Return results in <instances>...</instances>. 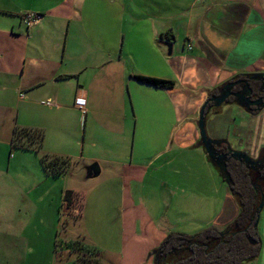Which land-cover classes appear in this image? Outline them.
<instances>
[{
    "label": "crops",
    "instance_id": "1",
    "mask_svg": "<svg viewBox=\"0 0 264 264\" xmlns=\"http://www.w3.org/2000/svg\"><path fill=\"white\" fill-rule=\"evenodd\" d=\"M27 12L42 19L28 28ZM252 73H264V0H0L6 141L20 127L41 130L42 151L62 157L72 145L82 155L84 141L127 145L109 161L105 181L61 189V198L65 190L80 198L82 240L99 251L100 264H153L168 235L222 231L236 218L223 174L199 144L197 118L209 96ZM251 115L242 151L263 159L264 108ZM88 166L84 180L95 178H85ZM260 213L259 252L246 264H264V203Z\"/></svg>",
    "mask_w": 264,
    "mask_h": 264
},
{
    "label": "rangeland",
    "instance_id": "2",
    "mask_svg": "<svg viewBox=\"0 0 264 264\" xmlns=\"http://www.w3.org/2000/svg\"><path fill=\"white\" fill-rule=\"evenodd\" d=\"M208 109L204 113L207 136L227 142L232 151L244 153L242 150L250 144L248 127L252 115L231 101L212 108L213 112ZM8 116L0 114V264H73L74 254L65 243L82 239L86 231L78 216L80 198L78 206L68 210L62 204L61 189L65 184L75 188L105 181L110 176L109 167H113L109 161L122 156L127 145L94 141L98 145L90 147L93 141H84L83 156H78L79 149L72 145L71 149H64L70 154L64 156L69 159L66 172L49 178L40 166L37 153L11 148L6 141V136L8 140L10 136ZM218 135L222 138H217ZM91 157L97 160L85 161ZM93 162L102 168V173L84 180L83 168ZM192 164L193 171L199 168L196 160ZM192 227L197 228L193 224Z\"/></svg>",
    "mask_w": 264,
    "mask_h": 264
},
{
    "label": "trees",
    "instance_id": "3",
    "mask_svg": "<svg viewBox=\"0 0 264 264\" xmlns=\"http://www.w3.org/2000/svg\"><path fill=\"white\" fill-rule=\"evenodd\" d=\"M134 78L156 88L173 86L172 81L144 76ZM236 79H244V75H239ZM247 82L252 88L253 96L258 98L264 95V81ZM230 101L233 102V99L229 98L226 102ZM210 107L212 106L208 104V108ZM42 142L41 130L14 127L10 147L39 154L40 166L46 175L62 176L67 170L69 159L42 151ZM224 164L222 177L238 206L236 218L222 231L210 228L194 235H168L155 251L153 264H246L258 255L260 239L255 223L261 202L260 192L264 193V170L247 169L243 163L233 159H227ZM78 201L74 192H63L62 204L68 210L77 207ZM65 246L74 254L73 264H100L99 251L85 244L82 239L68 241Z\"/></svg>",
    "mask_w": 264,
    "mask_h": 264
},
{
    "label": "water",
    "instance_id": "4",
    "mask_svg": "<svg viewBox=\"0 0 264 264\" xmlns=\"http://www.w3.org/2000/svg\"><path fill=\"white\" fill-rule=\"evenodd\" d=\"M166 47L167 54L171 52V44L168 42L164 43ZM247 80L262 82L264 81V73H252L245 74L244 79H238L235 81H230L224 84L220 89L217 95H211L207 98V100L201 105L198 118H197V130L199 134V144L203 147L207 157L210 159L212 163H214L221 173H224L225 164L227 157L229 159L236 160L237 162L243 163L247 169L256 170L261 169L264 166V158L252 159L247 154L237 151L230 150L226 154H219L215 151L214 145L219 143V140L210 139L205 131L204 126V113L206 108H208V104L212 107H219L221 104L225 103L229 97H233L234 103H236L240 108L244 109V111L252 114L260 111L264 108V98L258 97L256 99H250V95L252 93V88L249 86ZM241 84V89L239 91H232V89ZM99 174V167L96 163H92L85 169V178L96 177ZM263 192H260L261 202L257 211V219L262 208L264 197ZM257 224V221L255 225Z\"/></svg>",
    "mask_w": 264,
    "mask_h": 264
},
{
    "label": "built area",
    "instance_id": "5",
    "mask_svg": "<svg viewBox=\"0 0 264 264\" xmlns=\"http://www.w3.org/2000/svg\"><path fill=\"white\" fill-rule=\"evenodd\" d=\"M41 19L42 15L40 13L27 12L21 16L22 23L28 28L38 24ZM188 49H191V47H189ZM85 103L86 101L84 97L78 96L74 98V106H76L82 112L85 108ZM45 104L48 105L49 101H45Z\"/></svg>",
    "mask_w": 264,
    "mask_h": 264
},
{
    "label": "flooded vegetation",
    "instance_id": "6",
    "mask_svg": "<svg viewBox=\"0 0 264 264\" xmlns=\"http://www.w3.org/2000/svg\"><path fill=\"white\" fill-rule=\"evenodd\" d=\"M241 89V84H238L237 86H235L233 89H232V91H234V92H236V91H239ZM262 98H264V95H262L261 96ZM229 98H232L233 99V97H229ZM228 98V99H229ZM257 97H255V96H253V94L251 93V95H250V99H256ZM227 99V100H228ZM214 149H215V151L217 152V153H219V154H226L227 152H229V149L226 147V145H224V144H218V145H214ZM227 159H229L228 157H227ZM227 159H226V161H227ZM264 163V162H263ZM262 170H264V166H263V168H261ZM260 169V170H261Z\"/></svg>",
    "mask_w": 264,
    "mask_h": 264
}]
</instances>
